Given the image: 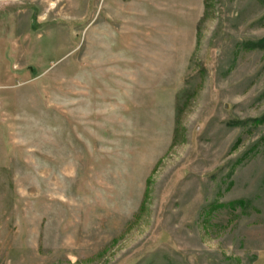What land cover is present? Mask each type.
<instances>
[{
  "label": "rangeland",
  "instance_id": "rangeland-1",
  "mask_svg": "<svg viewBox=\"0 0 264 264\" xmlns=\"http://www.w3.org/2000/svg\"><path fill=\"white\" fill-rule=\"evenodd\" d=\"M264 0H0V264H255Z\"/></svg>",
  "mask_w": 264,
  "mask_h": 264
},
{
  "label": "crops",
  "instance_id": "crops-1",
  "mask_svg": "<svg viewBox=\"0 0 264 264\" xmlns=\"http://www.w3.org/2000/svg\"><path fill=\"white\" fill-rule=\"evenodd\" d=\"M255 264H264V254H259L255 260Z\"/></svg>",
  "mask_w": 264,
  "mask_h": 264
}]
</instances>
